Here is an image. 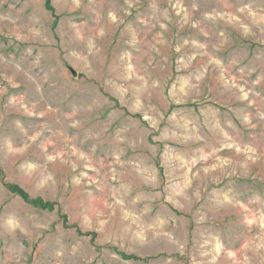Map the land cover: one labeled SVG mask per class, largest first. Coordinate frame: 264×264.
<instances>
[{
  "label": "rangeland",
  "instance_id": "374dc122",
  "mask_svg": "<svg viewBox=\"0 0 264 264\" xmlns=\"http://www.w3.org/2000/svg\"><path fill=\"white\" fill-rule=\"evenodd\" d=\"M0 264H264V0H0Z\"/></svg>",
  "mask_w": 264,
  "mask_h": 264
},
{
  "label": "trees",
  "instance_id": "16d2710c",
  "mask_svg": "<svg viewBox=\"0 0 264 264\" xmlns=\"http://www.w3.org/2000/svg\"><path fill=\"white\" fill-rule=\"evenodd\" d=\"M12 187V186H11ZM13 191H16L18 192L24 199H29L28 198V195L25 193V192H22L21 190H19L18 188L16 187H13L11 188ZM31 202H33L34 204H37L41 207H44V208H47V209H52V205L50 203H46V202H43L40 198L38 199H33L31 200Z\"/></svg>",
  "mask_w": 264,
  "mask_h": 264
}]
</instances>
